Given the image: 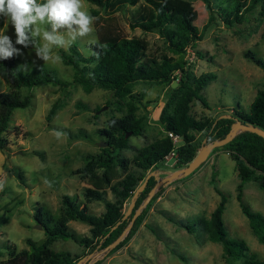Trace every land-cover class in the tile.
<instances>
[{
  "label": "rangeland",
  "instance_id": "374dc122",
  "mask_svg": "<svg viewBox=\"0 0 264 264\" xmlns=\"http://www.w3.org/2000/svg\"><path fill=\"white\" fill-rule=\"evenodd\" d=\"M173 1L174 9H186L190 13L192 22L202 34L193 46L186 48L187 68L194 75L201 72L215 74L201 89L207 106L193 99L191 113L197 118H211L222 111L230 112L232 107L240 106L247 110L256 90L264 86V66L243 54L246 49L254 50L264 62V10L260 4L246 11L241 22L227 25L220 16L209 20L210 10L202 0ZM220 1L210 0L214 11H217ZM84 5L88 12L91 8L97 10L94 27L100 23L113 24L123 35H137L147 40V54L157 55L162 51L169 54L156 32L129 27V14L134 6L126 4L108 11L87 0H84ZM3 32L14 43V30L0 17V33ZM74 44L83 54L90 50L87 39H80ZM16 47L21 48V54L13 57L19 69L31 71L45 65L58 77L72 79L71 66L63 63L61 58L55 63H45L36 58L31 45L28 48ZM62 50L69 51V48ZM55 53L60 57L58 49ZM174 80V85L172 81L145 80L132 84L131 91L137 98L134 100L135 111L142 116V130L138 135L129 136V147L122 150L124 155L130 157L137 147L163 134L155 115L170 86H175ZM8 89V77L0 66V91ZM20 91L28 95L29 103L13 108L8 128L3 132L6 151L0 149V182L4 184L0 191V214L7 216V221L0 225V259L6 257L7 244L19 249L27 247L26 237L37 241L43 238L42 228L35 225L40 222L33 216L37 208L56 214L63 193L82 198L81 190L87 183L74 169L83 163L86 153L98 150L102 141L96 134V128L103 125L110 114L121 113L112 101L111 92L102 87L84 91L73 82L63 90L46 83L20 87ZM53 102L58 106L47 116ZM79 129L89 138L70 139L68 134L77 133ZM56 132L63 135L57 138ZM192 132L198 148L204 131ZM174 169L161 160L148 171L163 176ZM238 181L234 160L218 148L210 152L192 172L164 183L134 234L107 255H102L100 249L88 251L69 238H56L49 246L53 250H67L72 255H79L77 260L91 252L90 264L96 260L100 261L99 264H240L241 258L231 259L224 255L221 243L209 240L201 228L188 232L182 226V223L193 224L195 218L209 216L219 199L216 186L226 196L222 212L226 235L242 239L247 253L262 258L264 243L259 242L251 231L235 197ZM105 197L112 198L108 189ZM129 199L124 202L123 210ZM241 200L264 216V182L261 178L242 183ZM86 205L92 213L103 209L102 202L97 200H91ZM67 225L77 233L88 234V225L81 221L70 219Z\"/></svg>",
  "mask_w": 264,
  "mask_h": 264
},
{
  "label": "trees",
  "instance_id": "16d2710c",
  "mask_svg": "<svg viewBox=\"0 0 264 264\" xmlns=\"http://www.w3.org/2000/svg\"><path fill=\"white\" fill-rule=\"evenodd\" d=\"M87 1L108 11L119 9L126 4L134 6L129 14V27H139L145 32H156L169 54L164 51L157 55L147 54V40L144 38L123 35L115 25L100 23L94 27L98 43L89 45L90 50L87 54L81 53L75 44L69 51L58 49L62 62L72 68L70 81L58 77L45 65H39L31 71H23L15 65L13 58L0 60V66L9 80V89L0 91V149L3 151H6L3 132L8 128L13 108L24 107L29 103L28 95L22 94L20 87L29 88L51 83L64 90L73 82L78 83L84 91L102 87L111 92L116 109L121 111L117 115L110 114L104 124L96 128V134L103 145L95 152L86 153L83 163L74 169V172L79 173L87 183L82 187V198L78 199L75 194L63 193L56 214L37 208L33 216L41 224L43 238L37 241L26 237L24 241L27 247L19 249L7 244L6 257L0 259V264H73L79 255H72L67 250H53L49 246L50 243L56 238H69L86 250L92 251L111 242L119 235L129 221L133 209L153 186L155 179L150 174L136 196L130 214L121 219L124 202L130 198L148 169L161 162L163 155L171 148L175 151V160L172 164L174 168L185 165L195 155L198 145L194 141L192 131H204V141H211L222 137L235 119L264 129V86L256 90L247 110L240 106L232 107L230 112L222 111L211 118L206 116L197 118L191 113L193 99L207 106L201 89L215 77V74L201 72L194 75L186 66V48L193 46L195 40L202 36L186 9H174L173 0H143L142 3L138 0ZM202 1L210 10L209 20L220 16L221 21L227 25L241 22L245 12L257 3L264 10V0H221L217 4V11L213 10L210 0ZM89 13L96 16L97 10L91 8ZM243 54L251 61L264 66L263 60L254 50L246 49ZM174 79L176 84L170 86V91L159 106L155 119L163 130H170L180 137L178 145L173 146L170 137L163 131V134L152 141L137 147L130 157L124 155L122 150L129 147V136L138 135L142 130V116L137 115L135 111L134 100L137 98L131 91L132 84L138 80L170 83ZM77 103L83 106L81 102ZM57 106L58 104L53 102L47 116ZM126 131H130L127 136L124 135ZM68 135L70 139L89 138L80 129L77 133ZM218 148L234 160L239 179L235 186V197L251 231L259 242L264 243V216L250 209L241 200L242 183L245 180L261 178L264 182V139L255 132L239 130L229 141L213 147L209 153ZM17 174L21 178L20 173ZM163 186L158 185L133 219L125 235L105 255L126 243L134 234ZM214 188L219 194V199L209 216L195 218L193 224L182 223V226L188 232L201 228L209 240L221 243L224 255L231 259L241 258L240 264H264V257L256 258L247 253L242 239L226 235L222 221L226 196L219 188L216 186ZM106 189L110 191L112 198L105 197ZM91 200L101 201L103 209L98 213L89 212L86 203ZM70 219L87 224L88 234L77 233L69 227L67 221ZM6 221L7 216L0 214V225ZM99 262L96 260L92 264Z\"/></svg>",
  "mask_w": 264,
  "mask_h": 264
},
{
  "label": "clouds",
  "instance_id": "9594fccd",
  "mask_svg": "<svg viewBox=\"0 0 264 264\" xmlns=\"http://www.w3.org/2000/svg\"><path fill=\"white\" fill-rule=\"evenodd\" d=\"M0 17L14 30L15 41L0 33V60L21 54L30 45L37 59L55 63L56 49H68L80 39L96 45V17L85 8L84 0H0ZM57 138L63 133L56 132ZM45 183H48L45 181ZM4 184L0 182V191Z\"/></svg>",
  "mask_w": 264,
  "mask_h": 264
},
{
  "label": "water",
  "instance_id": "95a60500",
  "mask_svg": "<svg viewBox=\"0 0 264 264\" xmlns=\"http://www.w3.org/2000/svg\"><path fill=\"white\" fill-rule=\"evenodd\" d=\"M175 80H172V85H174ZM239 130H249L252 132H255L256 134L260 135L264 139V129L253 125L251 123L241 122L240 120H233L231 122L228 130L225 132V134L217 139H213L211 141H204V138L202 140L201 145L197 148V151L195 155L192 157L191 160H189L185 165L181 167H177L174 170L170 171L168 174L163 176H158L153 171H148L144 178L141 180V182L135 187V189L132 191V194L130 196L129 202L123 211V214L121 215V219L125 218L127 215L130 214L132 210V206L134 204V200L138 193L141 191L143 186L146 183V180L150 174L153 175L155 182L153 186L148 190L146 196L143 198V200L133 209L132 213L130 214L129 221L124 226V228L121 230L118 236H116L111 242L106 244L104 247L100 248L102 251V255L105 254L110 248H112L127 232L129 229L133 219L135 216L139 213L141 208L146 204V202L150 199L151 195L154 193V191L157 189L159 184H163L166 182H169L175 178H178L182 175L188 174L191 172L194 168H196L202 161L205 160L207 157L209 151L216 146H220L224 144L225 142L229 141L232 136ZM130 133V131H126L124 133L125 136H127ZM100 145H103V142H100ZM38 228L41 227L39 223L35 224ZM92 253L88 252L82 259L76 260L73 264H90V257Z\"/></svg>",
  "mask_w": 264,
  "mask_h": 264
},
{
  "label": "built area",
  "instance_id": "2783aa9c",
  "mask_svg": "<svg viewBox=\"0 0 264 264\" xmlns=\"http://www.w3.org/2000/svg\"><path fill=\"white\" fill-rule=\"evenodd\" d=\"M163 131L167 136L170 137V140H171L173 146L178 145V143L180 141V137L177 134L171 132L170 130H163ZM174 160H175V151L173 148H171L168 150V152L166 154L163 155L162 161L164 163H168L171 166L173 164Z\"/></svg>",
  "mask_w": 264,
  "mask_h": 264
}]
</instances>
